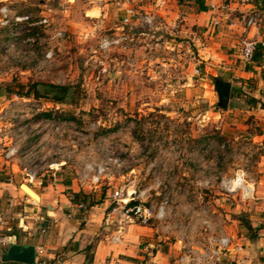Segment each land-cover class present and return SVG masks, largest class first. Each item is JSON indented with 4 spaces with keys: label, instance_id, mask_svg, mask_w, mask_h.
<instances>
[{
    "label": "rangeland",
    "instance_id": "rangeland-1",
    "mask_svg": "<svg viewBox=\"0 0 264 264\" xmlns=\"http://www.w3.org/2000/svg\"><path fill=\"white\" fill-rule=\"evenodd\" d=\"M157 1L0 0L9 10L8 22L0 23V132L6 134L0 144L16 146L22 161L15 173L1 172L11 184L0 186V210L12 227L16 222L20 229L24 216H12V193L25 196L20 184L26 182L41 195L31 205L39 214L50 218L47 212L54 208L51 219L56 222L70 224L74 215L80 218L76 226L89 231L79 241L89 250L117 230L118 223L107 222V215L113 191L120 188L123 193L135 191V196L146 191L142 199L154 204L166 199L167 206L174 192H202L210 215L222 213L227 224L250 213L260 221L264 237V161L259 148L264 156V102L252 103L263 109L258 115L247 102L254 90L264 97V86H245L230 77L228 105L218 107L214 79L226 77L218 67L224 60H205L209 41L198 28L190 32L182 16L165 25ZM189 1L175 0V9L183 15L192 5ZM126 9L135 16L154 17H133L125 24ZM21 16L29 19L16 20ZM36 81L68 85L67 100L56 105L8 92L25 91ZM42 114L49 116L38 122ZM13 126L20 127L15 137L9 134ZM109 157L119 158L122 166L109 164L108 175L98 187L86 189L87 200L76 208L67 195L78 188L85 165ZM59 161L65 163L50 166ZM238 173L254 186L253 196L244 200L240 189L227 192L221 182Z\"/></svg>",
    "mask_w": 264,
    "mask_h": 264
},
{
    "label": "crops",
    "instance_id": "crops-1",
    "mask_svg": "<svg viewBox=\"0 0 264 264\" xmlns=\"http://www.w3.org/2000/svg\"><path fill=\"white\" fill-rule=\"evenodd\" d=\"M189 2L192 5L183 15L179 13V9H175L179 6L177 2L175 3V0H172V2L170 0H158L155 6H159L157 12H165L162 15L164 16L162 22L165 25L166 23L174 25L176 20L182 16L180 21L190 27L188 28L189 31L193 28L202 31L206 43L209 41V46L206 44L204 48L207 50H204L207 52L205 60L210 58L211 63L215 64L218 60H224L222 61L224 66L218 67L226 71V73H223L226 77L223 79L229 80L232 88L233 82L230 77L239 79V83L243 81L245 86L250 82L257 83L261 87L264 86V73L261 74L262 68L264 69V61L260 65L252 61L245 62L240 59L238 52V39L242 33L243 16L252 10L254 6L260 4L264 6V0H255L253 4H240L234 0H191ZM222 2L226 3V10L219 9ZM262 10L264 11V7ZM154 14L157 15V18L161 17L160 13ZM215 16H219L221 22L210 30L208 27ZM176 31L178 32V29ZM249 36L255 38L258 42H264V19L258 28L251 27L249 29ZM208 49H210L209 52ZM237 58H239V62H237ZM245 86L243 87L245 88ZM254 91L251 93L252 96L264 102V97L258 95V91ZM249 105L253 113L257 115L260 114L259 111H263V109L256 108L252 104ZM1 119L0 114V126ZM37 121H45V118L40 115ZM17 129H20V127L13 126L9 130V134L15 137ZM5 135V133L0 132V137L4 136L5 138ZM41 135V139L46 138L43 137V134ZM256 138L257 140L260 139L261 135L257 134L255 140ZM26 141L30 143V139H26ZM11 148L16 150L15 153L6 156V152ZM259 148L262 152L260 153V162H263V149L262 147ZM17 152L16 146L3 148V145L0 144V186L11 184L4 181L1 175L3 170H7V173L10 171L15 173L16 168H20L22 161L16 154ZM181 177L188 178L187 181H189L188 174ZM193 181L201 180L193 179ZM23 183L33 193L23 186L22 191L26 195L21 196L20 193L13 192L14 199L11 205L13 209L12 216L20 217L24 215L21 216L22 218L20 217L23 220L24 227L20 226V229H18L15 222L13 227L10 224L8 225L16 230V234H11L13 229L6 231L3 228L0 232L12 236L10 244L18 242L22 245L32 244L35 249L41 247L46 254L59 261L57 263L55 259H50L47 264H89L88 260H91L90 264H104L112 260L118 261L120 264H182L179 257L186 250L199 251L207 244L210 236H220L221 234L228 235L231 241L228 247L226 264H264V237H262L260 221H256V218L250 213H245V218L255 227L254 230H257V236H252L254 230L250 232L247 226L238 218L230 219L227 224H224L225 220L222 213L214 211H211L213 215L208 213L209 209L206 202H202L201 199L202 192H174L172 203L166 208L165 219L153 218L146 225L138 222H125L122 228L121 242L113 243L109 240L115 230L111 232L110 236L106 237V240H100L93 250H89L90 247L87 244H83L82 240L79 241L81 233L89 231L76 226L79 223V217L74 215L70 224H67L66 220L56 222V219H51L54 217V208H50L47 213L51 215H48L50 218L46 223L43 224L36 220L39 212L31 206V200L38 203L41 200V195L28 183ZM2 193L3 189L0 187V198H2ZM17 205H23V209L18 208ZM73 205L78 208L77 204L74 203ZM112 221L116 222L114 219ZM207 223L209 227L206 226ZM43 226L46 228V232L40 231ZM258 227H260V232ZM209 229L211 230L210 233L208 232ZM9 245L3 248L2 256ZM1 264L23 263L2 260Z\"/></svg>",
    "mask_w": 264,
    "mask_h": 264
},
{
    "label": "built area",
    "instance_id": "built-area-1",
    "mask_svg": "<svg viewBox=\"0 0 264 264\" xmlns=\"http://www.w3.org/2000/svg\"><path fill=\"white\" fill-rule=\"evenodd\" d=\"M240 4H253L255 0H234ZM264 6L262 4L254 6V8L247 12L243 16L242 23V33L238 39V52L241 60L248 62L251 61L253 53L256 49L257 44L264 45V42H258L255 38L249 36V29L251 27L258 28L261 24V21L264 19V11L262 10ZM219 9L226 10V3L222 2L219 6ZM8 8L5 5L0 6V23L4 24L8 22ZM126 16L123 18L125 24H131L132 18L135 17L137 20L143 19L145 21H150L154 16L145 15L142 17L135 16V13L132 9H126ZM16 20H27L28 16L16 17ZM45 22L46 19L40 20L39 22ZM208 28L216 27L220 24L221 19L219 16H215ZM61 36V32L56 33ZM30 38V37H29ZM126 38V37H125ZM110 43H114L111 41ZM106 43V44H110ZM46 58L51 57V52L46 53ZM107 72V67L103 66L101 68V73L105 74ZM100 76L98 75L96 79L98 80ZM58 103H56L57 105ZM4 115H1L3 118ZM58 130V129H57ZM47 140V138H45ZM15 149L11 148L6 152V156L15 153ZM64 161H59L55 163H51L50 166H60L64 164ZM111 164L116 168H120L122 163L117 157H109L106 162H98V163H90L85 165L84 172L78 176L77 180V189H73V191H81L86 193V189H94L98 187L101 183V180L104 176L108 175L109 167ZM241 179L243 183L235 184L234 180ZM222 186L227 192H233L237 189L240 191V196L242 200L247 199L254 194V186L252 190H249L248 184L245 182L244 176L238 173L234 179H222ZM253 185V183H251ZM146 191L140 193V195L135 196V191H127L123 193V189H115L111 196V202L109 204V211L107 215V222L109 220H116L118 223V228L113 233L109 240L113 243H119L122 240V228L123 222H138L140 224L146 225L150 222L151 219H164L166 217V208L168 201L166 199L161 200L158 204H154L152 202H148L145 199H142L141 196L145 194ZM32 204H37L33 200H31ZM82 205V204H81ZM79 206V205H78ZM49 217L43 214H39L36 217L40 223H46ZM23 220H19V226L24 227L22 224ZM209 227L208 223L206 224ZM6 229L11 231V227H9L5 213L0 210V230ZM41 232H46V228L43 226L40 228ZM11 235L7 233L0 232V264L2 263V253L3 248L7 247L11 241ZM230 237L228 235L221 234L220 236H210L207 240V244L204 245L201 250L193 251L186 250L183 254L180 255L179 259L182 264H226L228 259V247L230 245ZM50 259H55L57 263L59 261L50 257L45 253L44 249L41 247H37L36 249V263L37 264H47ZM104 264H120L118 261H109Z\"/></svg>",
    "mask_w": 264,
    "mask_h": 264
},
{
    "label": "trees",
    "instance_id": "trees-1",
    "mask_svg": "<svg viewBox=\"0 0 264 264\" xmlns=\"http://www.w3.org/2000/svg\"><path fill=\"white\" fill-rule=\"evenodd\" d=\"M263 54H264V45H261L260 43L257 44L256 49L253 53L251 61L254 62L255 64H263ZM264 69L262 68L261 74L263 75ZM217 77V76H216ZM215 77V78H216ZM24 90V88H23ZM9 93H16L19 96H31L34 98H43L46 101H51L53 103H60L62 104L65 100H67V96L69 95L70 92V87L68 85H55V84H48L44 82H33L28 85L27 89L25 91H8ZM72 99H70L71 101ZM248 104H254L258 102V99L255 97H250L247 100ZM40 116V115H39ZM42 116L47 117L49 114H42ZM71 203H76V204H84L85 201L87 200L86 194L81 192V191H73L70 190L69 194L67 195ZM88 205H93V203H89ZM243 215H240L238 219L241 220V222L247 226L250 232H252L255 227L252 226L249 221L246 218L242 217ZM261 227V225H260ZM258 227V229L260 228ZM11 234H16V230L13 229L11 231ZM89 264L91 260L87 261Z\"/></svg>",
    "mask_w": 264,
    "mask_h": 264
},
{
    "label": "water",
    "instance_id": "water-1",
    "mask_svg": "<svg viewBox=\"0 0 264 264\" xmlns=\"http://www.w3.org/2000/svg\"><path fill=\"white\" fill-rule=\"evenodd\" d=\"M214 89L218 97V102H217L218 107L223 109L226 108L231 94V82L221 77H216L214 79ZM23 186L29 189V187H27L24 183H21L20 187L22 188ZM29 190L32 192L31 189ZM257 234H258L257 230H254L252 236H257ZM2 260L6 262L12 261L23 264H35L36 263L35 246L32 244L22 245L18 242L11 243L7 248V250L5 251V253L3 254Z\"/></svg>",
    "mask_w": 264,
    "mask_h": 264
},
{
    "label": "bare ground",
    "instance_id": "bare-ground-1",
    "mask_svg": "<svg viewBox=\"0 0 264 264\" xmlns=\"http://www.w3.org/2000/svg\"><path fill=\"white\" fill-rule=\"evenodd\" d=\"M240 176V175H239ZM243 181H242V179H241V176H240V179H238V180H234V183L235 184H238V183H242ZM248 188H249V190H252V188H253V185L252 184H248Z\"/></svg>",
    "mask_w": 264,
    "mask_h": 264
}]
</instances>
